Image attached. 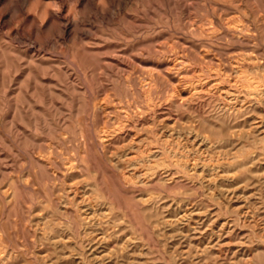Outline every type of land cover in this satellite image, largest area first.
I'll use <instances>...</instances> for the list:
<instances>
[{
    "label": "rangeland",
    "instance_id": "374dc122",
    "mask_svg": "<svg viewBox=\"0 0 264 264\" xmlns=\"http://www.w3.org/2000/svg\"><path fill=\"white\" fill-rule=\"evenodd\" d=\"M263 134L264 0H0V264H264Z\"/></svg>",
    "mask_w": 264,
    "mask_h": 264
},
{
    "label": "bare ground",
    "instance_id": "6f19581e",
    "mask_svg": "<svg viewBox=\"0 0 264 264\" xmlns=\"http://www.w3.org/2000/svg\"><path fill=\"white\" fill-rule=\"evenodd\" d=\"M264 135V134H263ZM192 166V165H191ZM196 169V168H195ZM247 211V210H246ZM83 215V214H82ZM82 217V216H81ZM243 218V217H242ZM87 222V221H86ZM228 223V222H227ZM230 223V222H229ZM226 232V231H225ZM215 233V232H214ZM222 251V250H221Z\"/></svg>",
    "mask_w": 264,
    "mask_h": 264
}]
</instances>
